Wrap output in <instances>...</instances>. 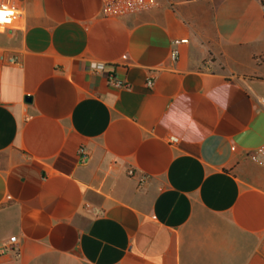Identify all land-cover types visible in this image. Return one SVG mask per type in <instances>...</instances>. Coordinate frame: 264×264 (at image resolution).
<instances>
[{
  "label": "crops",
  "instance_id": "1",
  "mask_svg": "<svg viewBox=\"0 0 264 264\" xmlns=\"http://www.w3.org/2000/svg\"><path fill=\"white\" fill-rule=\"evenodd\" d=\"M18 1L0 32V264H264L261 0L117 18Z\"/></svg>",
  "mask_w": 264,
  "mask_h": 264
},
{
  "label": "built area",
  "instance_id": "2",
  "mask_svg": "<svg viewBox=\"0 0 264 264\" xmlns=\"http://www.w3.org/2000/svg\"><path fill=\"white\" fill-rule=\"evenodd\" d=\"M101 2V15L105 18H117L136 14L158 6V0H101ZM22 10V6L18 0H0V13H6V15L0 18V32L12 29L21 16ZM186 42L187 39L176 41V43ZM171 56L175 58L177 56V50H172ZM11 60L16 61V58L12 57ZM89 67L92 72H98L103 68V65L99 63H90ZM109 83L116 87H128V84L116 80L114 77L109 78ZM146 84L151 87L153 85V77H149ZM257 103L258 108L264 111V97L257 98ZM167 140L168 143L172 145L178 142L175 136H169ZM256 154L264 165V144L257 149ZM15 241V237L9 239L11 244H15Z\"/></svg>",
  "mask_w": 264,
  "mask_h": 264
},
{
  "label": "water",
  "instance_id": "3",
  "mask_svg": "<svg viewBox=\"0 0 264 264\" xmlns=\"http://www.w3.org/2000/svg\"><path fill=\"white\" fill-rule=\"evenodd\" d=\"M26 100H27V101H31V97L26 96Z\"/></svg>",
  "mask_w": 264,
  "mask_h": 264
},
{
  "label": "snow or ice",
  "instance_id": "4",
  "mask_svg": "<svg viewBox=\"0 0 264 264\" xmlns=\"http://www.w3.org/2000/svg\"><path fill=\"white\" fill-rule=\"evenodd\" d=\"M6 13H0V18H2Z\"/></svg>",
  "mask_w": 264,
  "mask_h": 264
},
{
  "label": "trees",
  "instance_id": "5",
  "mask_svg": "<svg viewBox=\"0 0 264 264\" xmlns=\"http://www.w3.org/2000/svg\"><path fill=\"white\" fill-rule=\"evenodd\" d=\"M262 4L264 5V0H261Z\"/></svg>",
  "mask_w": 264,
  "mask_h": 264
}]
</instances>
